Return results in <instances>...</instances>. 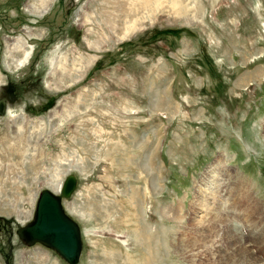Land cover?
Here are the masks:
<instances>
[{"label": "rangeland", "instance_id": "1", "mask_svg": "<svg viewBox=\"0 0 264 264\" xmlns=\"http://www.w3.org/2000/svg\"><path fill=\"white\" fill-rule=\"evenodd\" d=\"M2 99L0 264H67L17 233L67 174L77 264H232L231 209L264 259V0H0Z\"/></svg>", "mask_w": 264, "mask_h": 264}, {"label": "water", "instance_id": "2", "mask_svg": "<svg viewBox=\"0 0 264 264\" xmlns=\"http://www.w3.org/2000/svg\"><path fill=\"white\" fill-rule=\"evenodd\" d=\"M4 99L0 100V114L4 113ZM77 185V177L67 174L60 190H43L37 200L32 222L18 229V235L26 244L40 242L53 250L67 264H77L82 253V237L79 224L64 208Z\"/></svg>", "mask_w": 264, "mask_h": 264}, {"label": "bare ground", "instance_id": "3", "mask_svg": "<svg viewBox=\"0 0 264 264\" xmlns=\"http://www.w3.org/2000/svg\"><path fill=\"white\" fill-rule=\"evenodd\" d=\"M48 8H49V6H48ZM47 8V9H48ZM47 9H45V10H47ZM45 10H41L42 11V13H45ZM29 54L30 53H28L27 54V56L29 57ZM5 102V101H4ZM227 167H228V164L226 163V155L225 154H223V157L222 158H220V159H218L216 162H214L213 164H211L207 169H206V171H205V173H204V176H203V178H202V180H204V182H202V181H200V182H197V188H198V190H200L201 192L200 193H203L204 195L206 194V195H210V197H211V201L209 202V203H206L205 205H204V207L202 206L201 208H199L198 210V212H197V214H195L196 215V217H198V219H204V218H206V217H204V213H206L205 211L207 210L208 211V213H209V215L208 214H206L208 217L210 216V215H212V213H214V214H218L219 215V212H220V210H221V208H224V207H220V206H218L217 205V199H219V201H220V197H222V193H224L225 191H228V192H231V189H233V188H235V187H237L236 185L234 186V187H231L232 186V184H230V183H228V184H230L231 186H230V188H227V189H223V188H221V183L222 182H220V179H221V177L220 178H218V180L217 181H215L216 180V178H217V174L218 173H220L222 176L225 174V172H227ZM68 172H66V174H67ZM65 174V175H66ZM208 175H211V177L212 178H210V180H209V184H210V186L208 185L207 187H205V188H203V183H205V178H206V176H208ZM219 176V175H218ZM210 177V176H209ZM225 178V177H224ZM63 179V178H62ZM226 179V178H225ZM227 180V179H226ZM63 181V180H62ZM232 181V180H231ZM207 182V181H206ZM234 183V182H233ZM228 184H226V185H228ZM60 186H61V182L57 185V191L58 190H60ZM239 186V185H238ZM241 186V185H240ZM45 189H49V188H45ZM45 189H43V190H45ZM202 189H203V192H202ZM42 190V191H43ZM241 190V188L240 187H238L237 189H236V191H240ZM41 191V192H42ZM40 192V193H41ZM232 192H234V191H232ZM235 193V192H234ZM240 193V192H239ZM247 193V192H246ZM249 193V192H248ZM40 195V194H39ZM232 195H233V193H232ZM245 196V195H244ZM223 198V197H222ZM233 198V197H232ZM38 200V199H37ZM223 200V199H222ZM226 201V200H225ZM36 204H37V202H36ZM226 204V203H225ZM224 204V205H225ZM227 207V206H226ZM225 209V208H224ZM228 209V208H227ZM250 209V208H249ZM35 210H36V208H35ZM228 211V213H227V217L225 216V219H223V221L222 222H220L221 224L222 223H224V225L226 224V225H228L229 227H230V229L229 230H227L226 231V234H225V237L227 238V240H229L230 241V243H231V246H232V249H234L235 250V252L237 253V255H238V257H236V256H232V258H233V263L232 264H263L264 263V259H258V258H256L255 256H253V254L251 253V251H250V243H246L245 244V242H243V241H241V242H243L244 244H242L241 242H240V240H239V242L237 241L238 240V237H237V235L235 234V232H234V227H233V222L231 221V216H232V209L231 210H227ZM226 212V211H225ZM224 212V213H225ZM253 213V212H252ZM223 214V213H222ZM225 215V214H224ZM246 215V214H245ZM72 217V216H71ZM204 217V218H203ZM215 219H217L218 220V216L217 215H215ZM73 218V217H72ZM197 219V218H196ZM200 219V220H201ZM208 220V219H207ZM209 222L208 223H210V220H208ZM217 223V222H216ZM219 224V223H218ZM202 226H203V224H201ZM201 225L200 226H198V227H201ZM220 225V224H219ZM223 225V226H224ZM23 226H25V225H23ZM23 226H20V228L21 227H23ZM210 227V226H209ZM204 228V227H203ZM215 228V227H214ZM227 228V227H226ZM226 228H224V229H226ZM262 228V227H261ZM223 229V228H222ZM223 229V230H224ZM263 229V228H262ZM199 230H200V228H199ZM201 230H203V229H201ZM214 230V229H213ZM216 230V229H215ZM260 230V229H259ZM218 231V230H217ZM219 231H220V229H219ZM17 233H18V231H17ZM210 233V232H209ZM218 237V236H217ZM218 241V240H217ZM217 243V242H216ZM215 244V243H214ZM207 246L208 245H204V246H201V247H198V248H195L194 246H192V247H188L187 249H185V251L187 252V254H189V255H191V257L192 258H194V261H193V263L194 262H196L195 261V257H193V256H196L197 254H196V250H198V251H201L202 249H206L207 248ZM212 247V246H211ZM216 248V247H215ZM218 248V247H217ZM219 250V249H218ZM218 250H217V252H218ZM253 250V249H252ZM222 251V250H221ZM232 251V250H231ZM235 253V254H236ZM206 254V253H205ZM219 254V253H218ZM264 258V257H263ZM193 259H191V261H192Z\"/></svg>", "mask_w": 264, "mask_h": 264}, {"label": "flooded vegetation", "instance_id": "4", "mask_svg": "<svg viewBox=\"0 0 264 264\" xmlns=\"http://www.w3.org/2000/svg\"><path fill=\"white\" fill-rule=\"evenodd\" d=\"M15 85L7 82V87H6V91H7V97L10 99H14L16 97L15 95ZM9 100V99H8Z\"/></svg>", "mask_w": 264, "mask_h": 264}]
</instances>
